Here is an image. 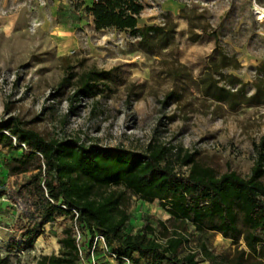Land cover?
Wrapping results in <instances>:
<instances>
[{
    "label": "rangeland",
    "instance_id": "obj_1",
    "mask_svg": "<svg viewBox=\"0 0 264 264\" xmlns=\"http://www.w3.org/2000/svg\"><path fill=\"white\" fill-rule=\"evenodd\" d=\"M92 3L0 0V119L18 117L47 140L79 139L120 151L144 153L151 143L171 144L195 153L196 161L218 176L233 171L248 178L254 144L264 135V104L232 110L204 96L199 81L217 49L238 61L236 70L223 73L246 83L247 96L255 92L256 68L264 63V0H143L139 27L175 24L170 40L166 35L154 39L155 53L130 31H97L85 11ZM66 65L76 77L58 89ZM94 67L112 71L109 80L101 82L104 92L76 101L71 96L75 81ZM170 92L175 97L166 105ZM20 152L2 150L0 190L9 184L18 189L36 172L9 175L10 161ZM132 200L126 233H136L147 215L174 229L175 220L160 200ZM17 213L15 205L0 198V258H8L9 264H32L38 255L59 254L57 240L70 225L68 218L47 225L33 250L20 251L13 249L19 240L14 231ZM153 225L161 232L156 222ZM182 234L190 237V249H198L199 241L217 252L234 247L217 233L201 237L192 224ZM113 253L109 249L101 261L128 264Z\"/></svg>",
    "mask_w": 264,
    "mask_h": 264
},
{
    "label": "trees",
    "instance_id": "obj_2",
    "mask_svg": "<svg viewBox=\"0 0 264 264\" xmlns=\"http://www.w3.org/2000/svg\"><path fill=\"white\" fill-rule=\"evenodd\" d=\"M144 8L143 0H93L85 11L92 15L97 31H130L139 36L143 48L155 53L154 39L166 35L170 40L175 24L139 27ZM237 68L236 57L216 49L215 60L199 81L200 92L232 110L264 104V63L256 68L255 92L250 96L245 92L247 84L238 76L223 73ZM72 69L64 67L58 89L75 79ZM111 75L112 71L91 68L75 81L71 96L79 101L103 93L101 82ZM174 95L170 92L164 104ZM4 149L7 153L21 150L10 161L11 177L36 171L18 189L9 184L0 190V198L18 211L14 231L19 240L13 249L33 250L47 225L61 218L71 222L57 240L59 254L38 255L32 264H82L83 260L108 264L101 261L105 252L99 249L92 262L90 237L96 233L104 237L108 251L114 250L117 261L128 264H264V135L254 144V165L248 178L233 171L218 176L198 163L195 153L171 144L151 143L139 153L86 145L79 139L47 140L14 116L0 119V155ZM132 197L148 203L160 200L175 220L174 229L147 215L136 233H126ZM188 224L201 237L217 233L231 240L233 249L217 252L204 241L197 243L198 249H190V237L182 234ZM75 227L85 238L83 257ZM0 264H9V259L0 258Z\"/></svg>",
    "mask_w": 264,
    "mask_h": 264
},
{
    "label": "built area",
    "instance_id": "obj_3",
    "mask_svg": "<svg viewBox=\"0 0 264 264\" xmlns=\"http://www.w3.org/2000/svg\"><path fill=\"white\" fill-rule=\"evenodd\" d=\"M75 214H76V216H78V214L76 212H75ZM75 239H76V243L79 247V253H80L81 257H83L82 245L85 242V238H84L82 231L78 227H75ZM90 239L92 241V247H91L90 254H91L92 262H94L95 261V250L99 249V250H102L103 252H106V251H108V248H107V245L105 243V239L101 234L96 233L94 236L90 237ZM82 264H88V263L83 260Z\"/></svg>",
    "mask_w": 264,
    "mask_h": 264
}]
</instances>
